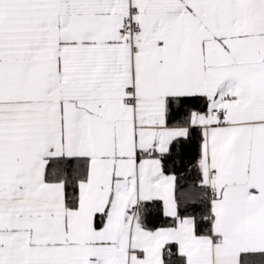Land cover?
I'll use <instances>...</instances> for the list:
<instances>
[{
    "label": "snow or ice",
    "instance_id": "1",
    "mask_svg": "<svg viewBox=\"0 0 264 264\" xmlns=\"http://www.w3.org/2000/svg\"><path fill=\"white\" fill-rule=\"evenodd\" d=\"M0 264H264V0H0Z\"/></svg>",
    "mask_w": 264,
    "mask_h": 264
}]
</instances>
